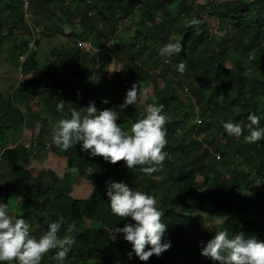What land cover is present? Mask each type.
Instances as JSON below:
<instances>
[{
	"label": "trees",
	"instance_id": "obj_1",
	"mask_svg": "<svg viewBox=\"0 0 264 264\" xmlns=\"http://www.w3.org/2000/svg\"><path fill=\"white\" fill-rule=\"evenodd\" d=\"M29 1L43 7V20L61 23V27L54 26V32L62 38H56L58 43L51 46L43 65L42 93L47 89L51 92L43 93L45 99L37 111L34 99L38 88L32 92L31 86L29 89L21 85L0 105L1 119L28 128L37 121L44 122L41 136L47 125L50 127L62 117L70 118L71 108H86L87 92L92 94L91 99L100 95L98 110H121L117 122L126 130L127 123L122 118L130 117L133 124L145 114L131 105L119 108L136 82L146 91L152 88L154 94L147 96V105H163V114L168 116V143L164 149L168 157L151 176L141 173L139 167L122 171L120 164L124 162L113 165L102 157H92L81 150L80 143L62 152L50 141L48 150L65 158L67 170L76 168L74 176L94 183L86 198L72 196L73 181H67L70 171L62 178L51 168L33 173L31 160L46 148L43 137L37 140L36 150L22 144L10 149L6 148L10 143L8 135L0 129L3 165L14 180V184L7 182L0 188V202L7 203L9 193L16 192L21 210L17 216L30 224L31 234L37 238L47 230L49 216L55 220L63 215L66 223L59 235H71L76 240L65 263L52 259L54 250L42 264H218L201 255L202 248L216 234L213 220L217 217L223 219L219 228L227 231L230 238L243 232L264 241V139L243 143V136L249 134L250 114L259 116V127L264 128V0H209L206 4L197 0H145L141 11L151 24L135 37L117 33L120 21L129 16L138 0H68L69 4L62 6V0ZM23 2L0 0V30L9 24V32L0 35L1 49L3 40L9 39L14 30L31 34ZM60 9L63 19L58 18ZM193 17L201 21L198 31L188 26ZM210 19L217 21L219 32H213ZM51 38V34L44 36L46 41ZM78 40L91 41L100 51L85 54L77 48ZM170 41H181L183 51L171 57L160 56V48ZM19 43L17 40L13 48L7 47L9 61L17 59L18 65L22 55L16 48L25 51L24 41ZM254 54L252 61L249 57ZM34 62L33 58L28 60L24 71H29ZM181 62L187 64L183 73L177 70ZM228 62L232 64L230 68L226 66ZM113 64H117L116 73L109 80ZM95 72L110 85L104 84L100 91L80 89L79 81L90 79ZM184 87L194 99L183 97ZM105 99L109 103H102ZM60 100L65 102L63 113L56 110ZM194 100L203 121L197 129ZM221 121L241 125L243 135L229 136ZM193 129L195 134H191ZM233 144L238 145L233 148ZM108 180L157 197L167 225L162 242L171 244L169 250L145 262L136 257L123 234H118L115 242L110 239L115 228L131 221L111 213L106 195ZM186 197L190 200L186 201ZM195 222L211 227L204 226L192 234L189 226L192 223L194 227ZM69 224L75 225L72 233L67 231Z\"/></svg>",
	"mask_w": 264,
	"mask_h": 264
},
{
	"label": "clouds",
	"instance_id": "obj_2",
	"mask_svg": "<svg viewBox=\"0 0 264 264\" xmlns=\"http://www.w3.org/2000/svg\"><path fill=\"white\" fill-rule=\"evenodd\" d=\"M65 1H61V6L62 4H69L68 0L67 3ZM138 2L139 4L135 6L129 16L120 21L117 33L119 36L135 37L137 32L139 33L145 29V25L148 29L151 24L148 19L146 22L145 18L147 17L141 11V5H143L145 0H138ZM33 4L36 5L34 2ZM33 4L29 0H24L23 2L25 19L31 34L19 36L20 43L24 41L25 51L16 48L22 55L19 60L20 84L17 88L21 85H36L38 82L43 87L42 73L45 61L41 58V51L43 49H51L44 36L50 35V32H45L52 28L50 27V29L44 23H41L40 20H34V9L40 15L44 10L43 7L38 9L32 7ZM57 12L59 14L56 13L58 18L63 19L64 15L61 9L60 11L57 10ZM36 21L38 24H36ZM141 21L144 24L140 25ZM58 23L60 22L58 21ZM200 23L199 19L193 17L189 21L188 26L198 31ZM77 25L79 26L78 23ZM124 25H128L126 31L122 29ZM46 27H48V30ZM57 36L56 38H58ZM61 38L59 37L58 39ZM114 42V39L110 41V45H113ZM3 44V49L0 46V53L4 51L7 60H9L7 47L13 48V46ZM76 44L77 48L85 54L100 51L91 41L78 40ZM80 44H84V46L82 47ZM182 51L183 45L181 41H170L162 45L159 55L171 57ZM252 57L253 55L249 58L254 59ZM31 58L35 59L34 65L29 71L25 72V64H28V60ZM166 63L168 64L169 60ZM186 69L187 64L181 62L177 70L183 73ZM38 76L40 80L36 81ZM183 89L181 94L184 98L188 100L194 99L188 88L184 87ZM145 95L146 90L143 89L142 84L140 82L133 83L126 92L125 100L119 105V108L124 109L129 105L137 104L140 102L141 97ZM102 103L107 104L109 101L105 99ZM194 103L196 116L193 120L197 125V129L203 124V121L196 100H194ZM64 108L65 102L60 100L56 105V110L63 113ZM163 109V105H157L155 102L148 104L145 114L131 125L129 131H125L117 122L119 120L117 110H98L95 102H89L86 108L81 109L82 111L77 110L75 107L71 108L70 118L62 117L52 125L50 132L51 142L62 152H67L74 145L80 143L81 150L85 153H90L92 157H102L113 165L124 162L128 169L139 167L141 173L151 176L168 157V153L164 150L168 143L166 138L168 116L163 114ZM248 120L250 121L248 124L249 134L243 136L244 141L253 144L264 139V128L259 127V116L250 114ZM220 123L229 136L239 138L243 135L244 130L241 125L231 121H221ZM35 128L36 126L34 125L32 128L24 127L23 129L31 131ZM23 133L25 135L26 131L24 130ZM36 142L37 140L33 144L28 145L27 143H18L13 140L6 148L11 149L18 144H22L28 149H31V147L35 149ZM49 146L50 143H47L46 149ZM2 154L3 152L0 153L1 156ZM2 166L3 168L5 167L3 159L0 160V173L3 171ZM68 171L76 173L78 169L71 168ZM5 183L7 182L0 180V188ZM106 185V195L110 200L111 213L122 220L130 218L131 221L122 228H115L110 235V239L115 242L117 235L123 234L124 241L132 245V250L136 257L145 262L153 255L159 257L169 250L171 244L162 242L167 231V225L163 222L165 213L159 207L157 197L144 191L133 190L123 182L108 180ZM189 200L190 198L186 197V201ZM46 223L47 230L42 232L37 238L31 234V226L24 218L18 217L15 213L10 214V205L0 202V264H42L44 257L54 250L53 260H65L76 240L71 235H65L63 238L59 235L62 226L66 223L64 216L59 215L55 220L49 216ZM74 230V224L67 226L69 233ZM201 255L218 262V264H264V241L257 239L255 236L247 237L243 232L230 238L227 231H217L215 236L202 248ZM131 258L132 253H129V259Z\"/></svg>",
	"mask_w": 264,
	"mask_h": 264
},
{
	"label": "rangeland",
	"instance_id": "obj_3",
	"mask_svg": "<svg viewBox=\"0 0 264 264\" xmlns=\"http://www.w3.org/2000/svg\"><path fill=\"white\" fill-rule=\"evenodd\" d=\"M8 1H10V0H8ZM208 1L209 0H197L196 2L200 3V4H206ZM214 1L216 3H220V2H224V1H228V0H214ZM1 3H4V2H1ZM32 4H33V2H32ZM32 7H35L37 9L39 8L38 5H35V4H33ZM45 8H47V6H45ZM35 10L36 9H34V12H35ZM39 11H40V9H39ZM4 15L7 16L8 13H5ZM35 19L36 20H40L41 23H47L48 27L52 28L51 31L47 29L48 31L45 32V33L50 32L51 36H52L51 40L48 41L47 44H48V46L56 45L58 43V41L55 38L58 35V33L54 32L55 28L53 29V26L61 27V23H58L57 20H53V22L51 20H43L41 15L38 14V13H35L34 20ZM210 23L212 25V28L215 30V31H213L215 33L216 30L218 29V23L214 19H210ZM36 24H38L37 21H36ZM180 24H181V26H183L184 21L182 20ZM8 25L9 24L5 25V28L3 30L4 32H2L0 30V35L1 36L3 34H7L9 32ZM127 27H128V25H124L122 27V29L126 31ZM42 30H44V29H42ZM218 32H219V29H218ZM19 36H23L22 31L21 30H14L13 31V35L9 39L3 40L2 43L9 44V45H15L17 43V40L18 41L20 40ZM49 51H50V48L49 49H43L41 51V58L44 59V61L46 60V57H47L46 54H48ZM253 57H254V59H250V60H252V61L255 60V54L253 55ZM116 65L117 64H113L111 66V68H110L109 80H112L113 77H114V74L116 73ZM226 66L228 68H230L232 66V64L228 62ZM248 72L250 74H254L255 73V71H253V70H248ZM38 80H40L39 76H38L36 81H38ZM99 82H101V83L98 84ZM79 83H80L79 84V88L80 89H84L85 90V88H87L88 91L89 90L90 91L91 90L92 91H95V90H99L100 91L102 89L101 86H103L104 84H107L108 86L110 85L108 81H106L102 76H100L98 74V72L97 73L95 72L94 75L88 80H82V81L80 80ZM19 84H20V81H19V65L17 64V59H15L13 62L7 60L6 53L3 51L2 53H0V105L2 104L3 101H7L8 99H10L12 97V92L15 90V88H17V86ZM26 87L30 89V86L26 85ZM31 87L33 88V89H31L32 92L34 91V89L36 87L38 88V90H36V97L34 99V101H35L34 109L38 111L40 107L42 108V104H43L44 99H45L43 93L47 92L48 94H50L51 91L47 89V91H43V93H42V86H41V84L39 82L36 85L32 84ZM153 94L154 93L152 91V88L149 87L147 89V91H146V95L141 97L139 103L131 105V108H135L138 111H141L142 113L145 112L146 106H147L146 98H147V96L148 97L151 96V95L153 96ZM91 96H92V94H89V93L86 92V100L88 101V103L85 104L86 106H88L89 102H95V105H97L100 102V100H101V97H99L100 95L96 94V96L94 98H92V99H91ZM2 98H4V100H1ZM115 110H117V112L119 113V119H120L121 118V114H120L121 110H119V109H115ZM25 116H27V115H25ZM123 119L124 118H122V121L127 123L126 124V128L127 129L125 131H129L130 128H131V125H132L131 121H130V117H126L124 120ZM12 121L13 120L6 121L4 118H2V119L0 118V129L4 130L5 133L8 135V141H10V143L15 139V141L18 142V143H23V144L27 143L28 145H30V144H33V142H35V140H40V138H42V137H43V142L44 143H46V144L50 143V141H51L50 132H51L52 125H50V127H48V125H47L45 132H42L41 136H39L40 128L42 127V123H44V122L39 121V122L34 123L32 125V127L34 125L36 126V128L34 130H31V131L29 130L28 132H26L27 133L26 135H23L24 134L23 133L24 132L23 128L24 127L28 128V127H26V125H24V126L21 125L19 127L14 126V123L11 124ZM9 124H11L13 126L9 128V126H8ZM5 126H8L6 128V130L3 128ZM195 130L196 129H193L191 131V134H195ZM198 138L200 139L202 137H198ZM243 143H246L244 141V139H243ZM237 145L238 144H233L232 146H233V148H235V147H237ZM44 150L47 151V152H45L46 155H49L50 153H52L50 150H48L46 148H44ZM213 153H218V152H215V150H213ZM31 163H36L35 158H33L31 160ZM49 167L50 166L48 165V162H47L46 165L44 166L43 170H46L45 168H49ZM57 168L58 169H55V168H51V169L60 178H62L64 176V174L68 171L67 167L62 168L61 165H60V168L58 166H57ZM2 169H3V171L0 173V180L1 181H6L8 183L11 182V183L14 184V180L11 178L10 175H8V172H7L6 168L5 167L3 168V166H2ZM61 169H63V170H61ZM120 169L122 171H125L128 168H127V166L125 164H120ZM74 175H75L74 173H69L68 180H67V181H69V180L73 181V183L70 182V184H72V190L74 191V193H72V196L75 197V198H86V197H88L90 195V193L92 192L93 188H94V183L91 180L88 181L86 179V177H80V179H79V178H77ZM15 208L18 211V207L15 206ZM194 216L198 217L197 214H194ZM222 220L223 219H221L219 217H217L216 219L213 220V225L216 226V232L217 231H221V228H219V225L221 224ZM194 224H196L194 227L192 226V223L189 226V230L191 232H193L192 234H194L198 230H202L204 228V226H206V227L208 226L207 223H203V222H201V223H196L195 222ZM208 227H211V226L209 225ZM61 262L65 263L64 261H61Z\"/></svg>",
	"mask_w": 264,
	"mask_h": 264
},
{
	"label": "crops",
	"instance_id": "obj_4",
	"mask_svg": "<svg viewBox=\"0 0 264 264\" xmlns=\"http://www.w3.org/2000/svg\"><path fill=\"white\" fill-rule=\"evenodd\" d=\"M23 130H25L26 132L29 131V130H26V129H23ZM45 152H47V151H45V150L43 151L42 150L39 153H37V155L34 157L35 160H36V163H31L32 167L30 166V168H32V171H33V173L35 175L40 173L43 170V168H44V166L46 165L47 162H48V165L50 167L49 168H45L46 170L50 169V168L58 169L57 166L60 168V165L62 166V168L66 167L65 158H63L62 156H57V155L51 154V153L49 155H46ZM61 170H63V169H61ZM88 181H90V180H88ZM72 193H74V191ZM7 203L10 205V214L11 213H15L16 215H19L21 213V210H20V198H19V196H18V194L16 192L9 193V196L7 198ZM15 206L18 207V211L16 210Z\"/></svg>",
	"mask_w": 264,
	"mask_h": 264
},
{
	"label": "built area",
	"instance_id": "obj_5",
	"mask_svg": "<svg viewBox=\"0 0 264 264\" xmlns=\"http://www.w3.org/2000/svg\"><path fill=\"white\" fill-rule=\"evenodd\" d=\"M82 47L84 46V44H80ZM185 96H187V95H185ZM27 147H29V146H27ZM0 160H2V156L0 155Z\"/></svg>",
	"mask_w": 264,
	"mask_h": 264
}]
</instances>
